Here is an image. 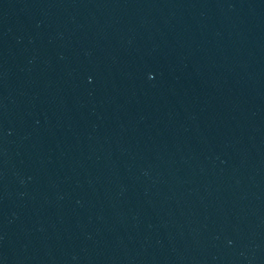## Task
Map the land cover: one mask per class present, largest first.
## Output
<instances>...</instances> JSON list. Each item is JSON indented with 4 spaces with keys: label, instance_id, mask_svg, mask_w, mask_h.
I'll use <instances>...</instances> for the list:
<instances>
[{
    "label": "water",
    "instance_id": "obj_1",
    "mask_svg": "<svg viewBox=\"0 0 264 264\" xmlns=\"http://www.w3.org/2000/svg\"><path fill=\"white\" fill-rule=\"evenodd\" d=\"M0 264H264V0H0Z\"/></svg>",
    "mask_w": 264,
    "mask_h": 264
}]
</instances>
